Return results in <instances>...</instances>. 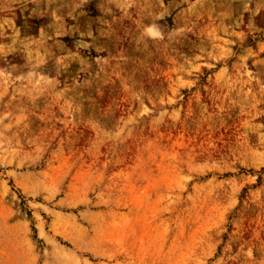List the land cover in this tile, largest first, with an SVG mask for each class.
<instances>
[{"label":"rangeland","instance_id":"374dc122","mask_svg":"<svg viewBox=\"0 0 264 264\" xmlns=\"http://www.w3.org/2000/svg\"><path fill=\"white\" fill-rule=\"evenodd\" d=\"M0 264H264V0H0Z\"/></svg>","mask_w":264,"mask_h":264}]
</instances>
